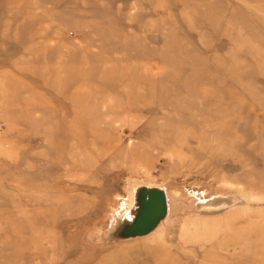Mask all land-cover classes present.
<instances>
[{
    "label": "rangeland",
    "instance_id": "rangeland-1",
    "mask_svg": "<svg viewBox=\"0 0 264 264\" xmlns=\"http://www.w3.org/2000/svg\"><path fill=\"white\" fill-rule=\"evenodd\" d=\"M0 264H264V0H0Z\"/></svg>",
    "mask_w": 264,
    "mask_h": 264
},
{
    "label": "bare ground",
    "instance_id": "bare-ground-1",
    "mask_svg": "<svg viewBox=\"0 0 264 264\" xmlns=\"http://www.w3.org/2000/svg\"><path fill=\"white\" fill-rule=\"evenodd\" d=\"M240 187V186H239ZM184 236V235H183ZM185 237V236H184ZM182 239H183V237H182Z\"/></svg>",
    "mask_w": 264,
    "mask_h": 264
}]
</instances>
